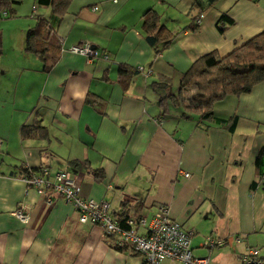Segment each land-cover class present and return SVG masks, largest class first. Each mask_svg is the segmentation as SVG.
Returning <instances> with one entry per match:
<instances>
[{
	"label": "crops",
	"instance_id": "0c3cea01",
	"mask_svg": "<svg viewBox=\"0 0 264 264\" xmlns=\"http://www.w3.org/2000/svg\"><path fill=\"white\" fill-rule=\"evenodd\" d=\"M150 10L173 37L158 54L142 28ZM12 18L1 23L0 264H143L62 197L47 204L27 189L23 171L44 168L78 174L83 199L107 202L118 224L142 220L141 236L166 207L193 231L195 257L242 264L256 248L264 260V82L216 103L207 121L160 105L196 60L264 31V0H71L63 15L22 0ZM37 18L58 48L45 60L25 50ZM83 43L97 57L70 52ZM22 203L27 224L14 216ZM206 237L223 244L207 248Z\"/></svg>",
	"mask_w": 264,
	"mask_h": 264
},
{
	"label": "trees",
	"instance_id": "16d2710c",
	"mask_svg": "<svg viewBox=\"0 0 264 264\" xmlns=\"http://www.w3.org/2000/svg\"><path fill=\"white\" fill-rule=\"evenodd\" d=\"M21 1L0 0V20L4 18V14L5 18L13 16L15 7ZM70 1L37 0L38 3L49 6L51 12L56 15H63ZM142 20V28L148 40L155 52L160 53L173 39L172 34L160 24L158 14L152 10L146 12ZM198 20L199 18L196 20L197 25H199ZM197 25L190 26L189 30L197 31ZM52 48L58 50L53 44L48 22L37 18L36 25L26 32L25 50L38 59L45 60ZM1 51L2 34L0 33V54ZM262 82H264V31L223 57L212 52L196 60L183 75L177 95L162 99L160 105L166 104L163 108L165 112L168 111L170 104L177 105L185 114L196 115L207 121L213 117L216 103L230 96L237 97L249 93L254 86ZM157 85L164 88L166 82L164 80ZM37 171L24 170L22 174L25 176ZM128 219L120 220L119 225L125 228Z\"/></svg>",
	"mask_w": 264,
	"mask_h": 264
},
{
	"label": "built area",
	"instance_id": "2783aa9c",
	"mask_svg": "<svg viewBox=\"0 0 264 264\" xmlns=\"http://www.w3.org/2000/svg\"><path fill=\"white\" fill-rule=\"evenodd\" d=\"M116 2V0H114ZM93 10H97L94 8ZM5 17V14L3 15ZM199 24V20H198ZM70 52L85 56L97 57V51L90 44L72 46ZM141 71V69H139ZM0 141V147H1ZM184 178L189 174L181 173ZM27 189L34 190L44 198L47 204H51L57 197H62L66 202L74 206L81 224L100 226L106 235L116 238V246L130 244L139 253L143 264H161L165 260H175L182 264H209L208 257H195L190 248L193 231L185 229L169 216L166 207H160L148 225L146 236H141L136 231L137 225H143V221L129 218L125 228L121 227L110 213V206L105 201L85 200L80 196V178L78 174L68 171L51 172L49 169H40L22 177ZM14 216L23 224L29 221L27 206L20 204L14 212ZM237 242L240 238L236 239ZM222 240L206 237L203 245L213 249L221 246ZM242 264H264L260 252L256 248H247L241 257Z\"/></svg>",
	"mask_w": 264,
	"mask_h": 264
},
{
	"label": "rangeland",
	"instance_id": "374dc122",
	"mask_svg": "<svg viewBox=\"0 0 264 264\" xmlns=\"http://www.w3.org/2000/svg\"><path fill=\"white\" fill-rule=\"evenodd\" d=\"M26 1H27V0H26ZM24 2H25V1H24ZM22 7H25L26 9L28 8V7L25 6V5L22 6ZM29 10H30V8H29ZM12 17H14V15H13V16H9L8 19H6V18L4 17L3 19H5V20H0V33H1V34H2V30H3V29L6 30V33H7V31L9 30L8 27H4V28H3V26L1 27V25H2L1 23L4 22V21H8V20L13 19ZM19 21H20L21 23H25V22H26V18L21 17V19H19ZM19 21H18V22H19ZM10 33H11V31H10ZM8 43H9V42H8Z\"/></svg>",
	"mask_w": 264,
	"mask_h": 264
}]
</instances>
